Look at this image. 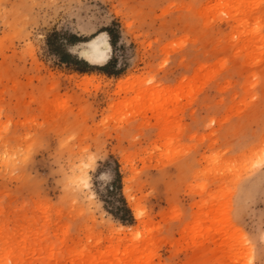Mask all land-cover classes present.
Wrapping results in <instances>:
<instances>
[{
    "label": "rangeland",
    "instance_id": "obj_1",
    "mask_svg": "<svg viewBox=\"0 0 264 264\" xmlns=\"http://www.w3.org/2000/svg\"><path fill=\"white\" fill-rule=\"evenodd\" d=\"M261 150L264 0H0L6 264H259Z\"/></svg>",
    "mask_w": 264,
    "mask_h": 264
},
{
    "label": "snow or ice",
    "instance_id": "obj_2",
    "mask_svg": "<svg viewBox=\"0 0 264 264\" xmlns=\"http://www.w3.org/2000/svg\"><path fill=\"white\" fill-rule=\"evenodd\" d=\"M42 37L37 36L36 39L39 40ZM87 50L81 48L79 50V54L86 58L92 59L96 62L98 59H103L105 51H101L97 46V42L95 40H91L87 46H85ZM75 50V49H74ZM151 82V80H149ZM72 137L70 136L69 139ZM82 160H86L85 163L81 165V175L75 182V189H84L87 190L85 193V199L88 201H93L96 199L94 194H90L92 191V176L90 175L91 172L97 169V165L100 161L104 160V154L97 150L96 152H90L89 150L85 149V155L81 158ZM245 163H250L253 168H260L262 172H264V150H261L258 154H256L251 160L245 161ZM99 178L101 181L106 180L108 177L104 174L103 169H101L98 173ZM244 243H249L247 237H242ZM261 241V248L259 250V264H264V235L260 237ZM252 253L249 254L248 264H254V260L252 259Z\"/></svg>",
    "mask_w": 264,
    "mask_h": 264
},
{
    "label": "bare ground",
    "instance_id": "obj_3",
    "mask_svg": "<svg viewBox=\"0 0 264 264\" xmlns=\"http://www.w3.org/2000/svg\"><path fill=\"white\" fill-rule=\"evenodd\" d=\"M105 37V36H104ZM91 40H95L96 42H97V46L99 47V49L101 50V51H105V50H107L106 51V53H105V55H104V57H103V59H98L96 62H94L92 59H89V58H86V57H84V56H81L80 54V57L83 59V60H85L86 62H88L89 64H92V65H101V64H104L108 59H109V57H110V55H111V46H110V44H109V42L107 41V40H105L104 38H103V35H95V36H93L92 38H90ZM90 39L87 41V42H85L84 44H85V46H87L88 44H89V42H90ZM85 48V47H84ZM84 50H87L86 48L84 49ZM260 146V145H259ZM258 148H260V147H258ZM251 154H253V153H251ZM256 155V154H255ZM251 156V155H250ZM243 157V156H242ZM241 157V158H242ZM253 157V156H252ZM247 165H248V163H247ZM251 166V165H250ZM252 167V166H251ZM248 169H249V167H247ZM246 168V169H247ZM254 170V169H253ZM247 173V172H246ZM79 178V177H78ZM133 205V204H132ZM135 205V204H134ZM133 205V210L136 208V207H139V206H134ZM138 209H140V208H138ZM138 209H135L134 211H137ZM138 213V212H137ZM136 213V214H137ZM135 214V215H136ZM1 225V224H0ZM5 225V224H4ZM20 226H22V225H20ZM1 233V232H0ZM18 233V232H17ZM11 234V233H10ZM7 235H9V234H7ZM13 233H12V236H8L9 237V239H11L12 241H9V240H7L6 242H7V244H8V242H10L11 244H9V245H12V242H13V239H15V237L13 238ZM25 236V235H24ZM24 236H22L21 237V241L23 240L24 242H22V243H24L23 244V247H27V246H29L30 245V242H32V241H29L30 240V238H29V236L28 237H24ZM17 237H19V236H17ZM20 238V237H19ZM42 238V237H41ZM46 240V239H45ZM16 241H18V240H16ZM42 242H43V239H42ZM47 242V241H46ZM45 242V243H46ZM22 243L20 244L21 246H22ZM44 243V242H43ZM44 243V244H45ZM7 244H5V246L7 245ZM34 245H35V243H33ZM42 244V243H41ZM44 244H42V245H44ZM13 245H14V242H13ZM40 245V244H39ZM46 245H49V244H46ZM32 246V245H31ZM50 246V245H49ZM3 247H4V244H3ZM40 247H41V245H40ZM10 248H12V247H10ZM34 248V247H33ZM41 249V248H40ZM40 249H39V252H40ZM37 250V249H36ZM30 251V250H29ZM52 251V250H51ZM51 251L49 252L50 253V255H51ZM39 252L37 253V254H39ZM15 253V252H14ZM48 253V254H49ZM31 254V253H30ZM29 254V255H30ZM42 254V253H41ZM28 256V255H27ZM26 256V257H27ZM34 255H32V258H34L33 257ZM38 256V255H37ZM47 256V255H46ZM30 257V256H29ZM39 257V256H38ZM41 258H42V256H41ZM82 258V257H81ZM37 259H39V258H36V261H37V263H38V260ZM51 260H52V256H51V258H50ZM59 259V258H58ZM45 260V259H44ZM44 260H40V262H39V264H47L46 263V261H44ZM51 260H48L50 263L49 264H51ZM24 255L23 254H19V256H18V258H17V262H14L13 264H25L24 263ZM28 261L30 262V260L28 259ZM35 261V262H36ZM55 261H56V259H55ZM56 263V262H55ZM55 263H53L52 262V264H55ZM0 264H6V262L0 257ZM29 264H34V262L32 263H29Z\"/></svg>",
    "mask_w": 264,
    "mask_h": 264
},
{
    "label": "trees",
    "instance_id": "obj_4",
    "mask_svg": "<svg viewBox=\"0 0 264 264\" xmlns=\"http://www.w3.org/2000/svg\"><path fill=\"white\" fill-rule=\"evenodd\" d=\"M113 42H111V44H112ZM105 68H103L102 70H104Z\"/></svg>",
    "mask_w": 264,
    "mask_h": 264
}]
</instances>
